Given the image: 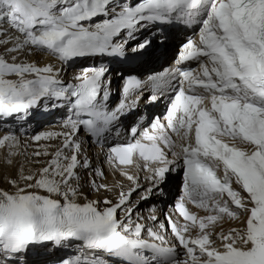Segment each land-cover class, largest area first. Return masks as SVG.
Returning <instances> with one entry per match:
<instances>
[{
	"label": "snow or ice",
	"instance_id": "snow-or-ice-1",
	"mask_svg": "<svg viewBox=\"0 0 264 264\" xmlns=\"http://www.w3.org/2000/svg\"><path fill=\"white\" fill-rule=\"evenodd\" d=\"M97 17L104 19L93 23ZM174 21L200 25L198 43L188 41L179 57L181 62L196 61L197 68L177 69L182 79L166 125L157 120L141 139H136L140 130L133 126L129 129L133 142L109 148L117 166L133 165L135 157L143 161V165L136 163L138 170L151 171L152 185L143 190L142 200L173 167L183 168V196L175 211L184 223L169 216L167 226L158 225L176 238L177 243L170 244L160 231L145 228L141 218L133 221L131 197L141 185L127 171L122 174L133 187L121 191L116 203L105 200L101 210L93 202L81 205L73 199L79 191L72 183L78 180L76 169L90 167L86 159H79L81 144L73 134L83 128L91 136L105 137L125 114V101L140 82L129 77L123 88L125 101L109 110L104 67L81 70L78 83L65 84L52 65L23 61L37 52L63 64L74 58L121 57L124 45L114 38L125 33L133 39L142 24ZM0 25L15 34L0 41L11 56L9 60L0 54V120L24 119L33 109L65 100L75 116L63 125L67 132L33 137L39 142L62 136L63 145L37 176H22L32 183L20 187L11 181L15 193L0 191V264H18L30 246L60 247L71 241L79 242L84 252L61 264H101L97 253L119 264H264V0H137L135 4L129 0H0ZM149 43L145 40L132 50H143ZM153 85L158 93L168 81L154 79ZM148 99L155 102L158 95ZM16 147L15 134L0 137V148L9 149V164ZM92 183L97 191L106 187ZM32 188L48 195L30 192ZM53 196L62 197L63 204ZM189 203L207 215L191 212ZM120 211L125 212L123 220ZM241 216L246 217L243 229L213 235L219 221ZM193 229L198 235H186ZM178 247L184 250V258L179 257Z\"/></svg>",
	"mask_w": 264,
	"mask_h": 264
},
{
	"label": "bare ground",
	"instance_id": "bare-ground-1",
	"mask_svg": "<svg viewBox=\"0 0 264 264\" xmlns=\"http://www.w3.org/2000/svg\"><path fill=\"white\" fill-rule=\"evenodd\" d=\"M0 30L4 31L5 33H7V35L0 36L1 41L2 40H8V39H13L14 38V33H9L8 28L5 27L3 28L2 26H0ZM140 30V29H139ZM158 31L155 30L154 28H151L148 26V24H144L143 29L140 30L135 36L136 41L134 43H132V45H135L137 43H140L141 41L143 42L144 39H149L152 38V44H154V51L148 53L147 58L149 59L150 62H152L153 64L157 63L158 60V56L155 55V51L159 50L160 48H158V44H157V40H162L164 41L163 43H161L163 45V49L162 51L159 53V56L164 57V59L167 57V49L170 48L172 46V44L175 42V40H177V36L181 35L183 33V28L182 27H177V28H169L168 31L166 33H160L158 36L154 37L152 34L157 33ZM142 33V35H141ZM165 36V37H164ZM157 39V40H156ZM129 53V50L127 51ZM8 59H11L10 55H7ZM153 58L155 60H153ZM25 63L31 62L36 64L39 67H45L48 65H52L57 71L60 70V62L53 58L50 55L47 54H40L39 52L37 53H33L31 55H28L26 57V59L23 61ZM163 63V62H162ZM148 66V61L144 63L143 67H147ZM154 66V65H153ZM149 67H147L148 69ZM61 73V72H60ZM64 74H60V77L63 78ZM141 95H144L143 97H141L140 100V107L139 108V114L143 112V110L148 109V110H152L155 109V113L157 116H160V110H158L157 108L152 107V104L150 101H148L149 99L147 98L146 93H142ZM34 116H39V110H36V112L34 113ZM30 117L27 118V120ZM9 134L8 132H4L3 135L0 134L1 137H3L4 135ZM29 136H25L24 139H20L17 137V141H18V147L12 149L13 154L11 156V163H13L11 166H5L3 164H0V173L1 176L4 181L6 182L7 187H0V191H4L7 193H15L17 191V187L14 186L11 181H15L16 185H18V183H20V185H22L23 187L25 185H27V183H25V180L22 179V174L24 173V166H22L21 162H22V158L24 154H27V157L30 156V158L34 159V161H37L38 164H42L45 161H50L52 159V153H54L59 147L61 142L59 141V137L58 138H54V139H50V140H41L39 142L35 141L33 138H28ZM243 147V145H242ZM41 152L42 154L40 156H35L34 153L35 152ZM47 151L49 153V155H44L43 153ZM0 157H3V159H9V149L8 148H0ZM32 159V160H33ZM2 162V161H1ZM8 165V164H7ZM143 165V164H141ZM48 165H44L41 168H34L33 166L29 167V175L32 176H37L41 170L46 167ZM153 167H155V165H153ZM16 168V169H15ZM178 171V168H177ZM136 175H140L141 173H146L149 174L148 177L151 176V171H142V170H137ZM170 175H173V178L170 177ZM84 176V175H83ZM83 176L81 175L80 178L76 181H73V186H78V195L77 197L73 198L75 200V202L83 205L85 203H89V202H93L96 205H100L98 206V209L101 208V210L105 207L104 201L105 200H111L113 203L117 202L119 199V192L117 190V187L115 186V182L117 180L122 181V184H124V180H123V176L121 174H117L115 176V180H112L111 176L108 173H105V181L102 180L100 182V184L109 187V189L106 191H100L99 193H93L90 192L88 190V187H93L92 182L95 179H92L91 177H89V180L86 181L84 184L83 181H81L83 179ZM81 181V182H80ZM31 182V181H30ZM180 182L179 180H177V177L174 176L173 171L169 172L166 175V179L163 183H160V188H157L154 190V195L155 197H151L148 198L146 200H142L140 198V196L143 194V190L150 187L152 185V181L150 179H147V181H145L141 186L140 189H138L136 192H133L132 195H135L137 193H139V195L136 196L134 202L131 204V206L134 208V213H133V217L132 219L135 220V218H141L140 219V223L144 225L145 228L151 227V226H146V225H151V219H150V214L149 212H147L148 209H152L153 206L158 203V202H165L167 204H170L172 198L175 196V194L177 193V189H176V184ZM146 183V184H145ZM5 185V186H6ZM125 185V184H124ZM19 186V185H18ZM133 187V184L131 183V181L126 180V187H124L125 192H128L130 188ZM237 190H239V186L236 185ZM30 192H35L37 194L40 195H48L47 193L39 190V189H28ZM162 190V192H161ZM53 199H57L58 201H60L63 204V199L62 197L59 196H53ZM157 200V202H156ZM102 206V207H101ZM234 207V206H233ZM191 208L196 211L200 216H204L205 212L201 209H197L193 206H191ZM120 218L123 217V219L125 218V212L122 211V214H120L119 216ZM122 219V220H123ZM246 219L245 216H241L240 219L238 220H230L227 217H225L222 221H220V225L218 227L215 228V231L213 233V235L215 236L216 232H220L223 231L225 233H227L230 229L232 228H237V229H243L245 227L244 224V220ZM137 220V219H136ZM135 220V221H136ZM134 221V222H135ZM159 222V221H158ZM158 222L154 223L157 224ZM198 235V232L196 229H194L192 231V233L190 234V236H196ZM144 237L147 238V233H144ZM173 242L174 244L177 243L176 238L173 237ZM177 253L179 255L180 258H184L185 257V253L184 250L182 248H177Z\"/></svg>",
	"mask_w": 264,
	"mask_h": 264
},
{
	"label": "rangeland",
	"instance_id": "rangeland-1",
	"mask_svg": "<svg viewBox=\"0 0 264 264\" xmlns=\"http://www.w3.org/2000/svg\"><path fill=\"white\" fill-rule=\"evenodd\" d=\"M0 26H2L3 28H5L4 27V25H0ZM1 28V27H0ZM15 36V35H14ZM1 38H2V36H1ZM1 38H0V41H1ZM3 39V38H2ZM11 39V38H10ZM0 54H4L6 57H7V52H6V47H5V45H3V44H0ZM8 58V57H7ZM160 115H162V112L160 113ZM3 133L4 132H0V134H2L3 135ZM1 137V136H0ZM33 159V158H32ZM31 158H30V156H28L27 157V154H24L23 155V158H22V162H21V164H22V166H24V170H22V171H24V173L21 175V176H27V175H29L28 174V170H29V167L30 166H33L34 168H41V167H43L44 165H48V163H49V161H45L44 163H43V165L42 164H38L37 163V161H34V159L32 160ZM2 161V162H1ZM0 164H3V165H5V166H11L13 163H11V165L8 163V160L7 159H3V157H0ZM8 164V165H7ZM16 169V168H15ZM0 176H1V173H0ZM170 177L172 178V175H170ZM176 177H177V180H179L180 181V175L178 174V175H176ZM13 181V180H12ZM32 183V182H30V181H25V183ZM27 183V184H28ZM179 183V182H178ZM178 183H177V185H178ZM13 184V183H12ZM6 185V182L4 181V179L2 178V177H0V187H7V185ZM18 185L20 186V187H23L22 185H20V183H18ZM27 185H25L24 187H26ZM155 194V193H154ZM153 194V195H154ZM153 197H155V195L153 196ZM60 202V201H59ZM61 203V202H60Z\"/></svg>",
	"mask_w": 264,
	"mask_h": 264
}]
</instances>
